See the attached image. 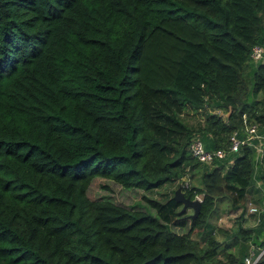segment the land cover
Returning a JSON list of instances; mask_svg holds the SVG:
<instances>
[{"label": "trees", "instance_id": "1", "mask_svg": "<svg viewBox=\"0 0 264 264\" xmlns=\"http://www.w3.org/2000/svg\"><path fill=\"white\" fill-rule=\"evenodd\" d=\"M254 44L264 0H0V264H239L263 247L241 224L219 241L215 216L264 173V141L260 159L242 145L204 165L179 116L203 112L206 149L264 127ZM187 172L193 218L174 191L138 208L87 194L95 178L151 191Z\"/></svg>", "mask_w": 264, "mask_h": 264}, {"label": "rangeland", "instance_id": "2", "mask_svg": "<svg viewBox=\"0 0 264 264\" xmlns=\"http://www.w3.org/2000/svg\"><path fill=\"white\" fill-rule=\"evenodd\" d=\"M264 61V59L259 60ZM254 62V61H253ZM258 62V61H256ZM260 97V93L257 94V98ZM207 110H210L208 108ZM214 112H219L215 109ZM225 114V113H224ZM179 116L182 120L194 129L192 135L201 134V127L196 128L197 125H201L203 123V112L200 109L192 110V109H183ZM252 122V121H251ZM190 136V137H191ZM201 139V138H200ZM190 185L199 184V173H186L181 180L165 184L161 187H158L154 190H142V189H134V188H123L120 185L112 182L109 179L103 178H95L89 185L87 194L90 198H98L101 196L109 197L113 201L122 204L126 207H139L145 206V202L143 196H149L151 198H156L158 200H164L165 197H168L173 194V191L179 186V183L187 181ZM184 185V184H183ZM255 197V196H254ZM248 205V206H247ZM250 205V201H243V210H242V217L243 219L240 220V206L238 208L232 209L230 202L228 199L224 198L223 201L219 202L217 205V215L215 216V237L219 241L221 239H228L230 237L231 231H235L237 225L239 224H250L253 225L254 217H249L250 211L248 210ZM188 210H191L188 208ZM192 211V210H191ZM245 219V221H244ZM219 227V228H217ZM235 248H230L231 251H234ZM247 251V249H246Z\"/></svg>", "mask_w": 264, "mask_h": 264}, {"label": "built area", "instance_id": "3", "mask_svg": "<svg viewBox=\"0 0 264 264\" xmlns=\"http://www.w3.org/2000/svg\"><path fill=\"white\" fill-rule=\"evenodd\" d=\"M252 61L256 62L264 59V47L259 44H254L249 53ZM218 111V110H217ZM243 119L245 116L243 115ZM244 135L239 136L234 130L228 137L226 147L206 149L198 134L191 136L188 142V152L190 156L197 162L211 165L214 161L224 159L228 154L237 152L242 145L252 146L255 150V157L260 159L262 156V142L264 141V132L259 129V124L256 121L246 123L244 126ZM183 186L187 187L188 182L184 181ZM180 186H182L180 184ZM182 189V187H181ZM201 195L196 194L194 198L200 200ZM250 212H257V220H259L260 209L257 206L250 205ZM264 256V246L248 247L239 264H255L261 257Z\"/></svg>", "mask_w": 264, "mask_h": 264}, {"label": "crops", "instance_id": "4", "mask_svg": "<svg viewBox=\"0 0 264 264\" xmlns=\"http://www.w3.org/2000/svg\"><path fill=\"white\" fill-rule=\"evenodd\" d=\"M263 128L264 127H262L260 130H262L264 132ZM258 164L259 163H255L254 162L253 163V165H254L253 169H257L256 167H258ZM245 200L246 201H250V205L257 206L260 209V212L258 214L259 215V220H257V212H250V214L248 216L249 217H254L253 225H250V224L248 225V224H244V223L241 224V225L243 227H251V228L255 227V228H258V229L261 228V230L263 232L260 233V230H259V232H258V233H260L259 234V237H260L259 239H263V237H264V173H262V172L261 173H258V172L256 173V171L253 170L252 178H251V184H250V186L247 189ZM239 208L241 210L239 215H241L242 214V210H243V206H240ZM242 219H243V217L240 220H242ZM244 221H245V219H244ZM222 240L223 239H221L220 241H222ZM249 247H253V248L257 249V246H255L253 244H249Z\"/></svg>", "mask_w": 264, "mask_h": 264}, {"label": "water", "instance_id": "5", "mask_svg": "<svg viewBox=\"0 0 264 264\" xmlns=\"http://www.w3.org/2000/svg\"><path fill=\"white\" fill-rule=\"evenodd\" d=\"M228 112L224 114V118H226ZM173 199L179 203H181V210H185L186 208H190L192 210L190 216L193 218L197 215L200 205V200L196 198H189L184 195V192L181 189V186H177L174 190Z\"/></svg>", "mask_w": 264, "mask_h": 264}]
</instances>
